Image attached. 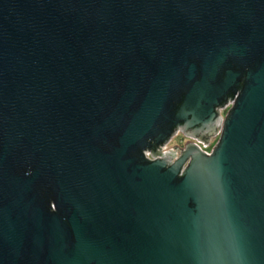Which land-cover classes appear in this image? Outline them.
I'll list each match as a JSON object with an SVG mask.
<instances>
[{"label": "water", "instance_id": "obj_1", "mask_svg": "<svg viewBox=\"0 0 264 264\" xmlns=\"http://www.w3.org/2000/svg\"><path fill=\"white\" fill-rule=\"evenodd\" d=\"M0 264H264V0H0Z\"/></svg>", "mask_w": 264, "mask_h": 264}, {"label": "flooded vegetation", "instance_id": "obj_2", "mask_svg": "<svg viewBox=\"0 0 264 264\" xmlns=\"http://www.w3.org/2000/svg\"><path fill=\"white\" fill-rule=\"evenodd\" d=\"M229 107V106H228ZM227 108H225L224 110H221V115H225ZM176 138V140H172L173 138ZM218 136H211L209 138V144L208 145H203V144H199V146L201 147L202 150L206 151V152H210L211 149L213 148V146L215 145L216 141H217ZM196 142L194 139L189 138L187 136H184L180 131H177L173 137L171 138V140L164 146L162 147V151L169 157H177L180 153V151L182 150V148L184 147V145L188 142ZM207 148H211L210 150H208Z\"/></svg>", "mask_w": 264, "mask_h": 264}, {"label": "rangeland", "instance_id": "obj_3", "mask_svg": "<svg viewBox=\"0 0 264 264\" xmlns=\"http://www.w3.org/2000/svg\"><path fill=\"white\" fill-rule=\"evenodd\" d=\"M172 140H176V138L174 137ZM208 150H210L211 148H207Z\"/></svg>", "mask_w": 264, "mask_h": 264}, {"label": "built area", "instance_id": "obj_4", "mask_svg": "<svg viewBox=\"0 0 264 264\" xmlns=\"http://www.w3.org/2000/svg\"><path fill=\"white\" fill-rule=\"evenodd\" d=\"M228 106H229V104L227 105V107H228ZM227 107H226V108H227ZM147 155H148V154H147Z\"/></svg>", "mask_w": 264, "mask_h": 264}]
</instances>
